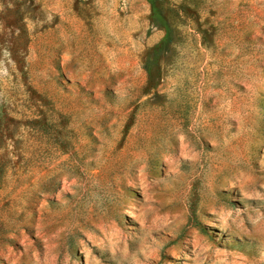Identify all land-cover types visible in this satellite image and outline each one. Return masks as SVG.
<instances>
[{
  "label": "rangeland",
  "instance_id": "374dc122",
  "mask_svg": "<svg viewBox=\"0 0 264 264\" xmlns=\"http://www.w3.org/2000/svg\"><path fill=\"white\" fill-rule=\"evenodd\" d=\"M0 264H264V0H0Z\"/></svg>",
  "mask_w": 264,
  "mask_h": 264
},
{
  "label": "trees",
  "instance_id": "16d2710c",
  "mask_svg": "<svg viewBox=\"0 0 264 264\" xmlns=\"http://www.w3.org/2000/svg\"><path fill=\"white\" fill-rule=\"evenodd\" d=\"M2 119H3V117H2V115H0V141H1V139H2V137H3V130H2ZM2 173H3V167H2V165H1V163H0V181H1V178H2Z\"/></svg>",
  "mask_w": 264,
  "mask_h": 264
}]
</instances>
